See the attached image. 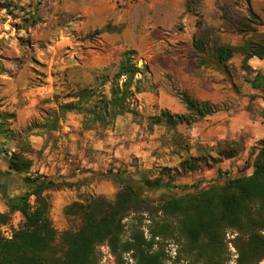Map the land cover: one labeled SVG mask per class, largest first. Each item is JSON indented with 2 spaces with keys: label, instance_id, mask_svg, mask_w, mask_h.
<instances>
[{
  "label": "rangeland",
  "instance_id": "obj_1",
  "mask_svg": "<svg viewBox=\"0 0 264 264\" xmlns=\"http://www.w3.org/2000/svg\"><path fill=\"white\" fill-rule=\"evenodd\" d=\"M172 4L166 0H0V57L10 61L0 64V72L13 73L11 81L0 78V108L9 103L27 110L21 126L16 123L15 110L6 112L14 118L2 121L0 117V127L6 129L0 135V151L8 155L20 152L31 160L25 177L42 176L65 185L43 193L50 203L49 218L58 234L76 230L80 225L78 218L64 214L72 202L91 196L109 201L115 198L123 186L110 175L132 184L148 202L133 208L123 220L125 240L132 226H139L144 237L149 238L152 220L162 219L160 213L153 212L154 202L178 193L192 194L202 186L222 184L226 179L251 173L250 165L261 141L252 140L248 123L259 113L248 83L253 74L240 68L239 54L224 66L216 62L211 48L201 55L192 54L194 33L184 29L186 23L175 21L168 14ZM226 4L232 6L235 21L246 16L244 2L234 6L230 0H217L219 14L216 25L211 26V47L241 45L251 35L246 32L242 37L230 23L221 21L219 8ZM249 5L259 17V22L251 27L257 33L264 32V0H249ZM174 35L181 40L175 42ZM126 50L134 51L137 67H146L138 84L141 92L130 99L135 114L120 115L95 132L82 129V116L74 112H67L54 130L43 127L45 112L55 110L59 102L69 101L66 97L77 90L93 88L106 93ZM200 58L205 64L198 63ZM22 68L20 75L18 70ZM260 75L264 78V74ZM204 89L209 91L210 100L206 101L216 105L217 112L189 125L154 124L156 120L151 117L160 110L186 113L178 92L187 91L203 101L207 98L201 94ZM255 96L263 98L260 94ZM228 147L237 152L224 158ZM189 158H197L200 168L183 171L180 164ZM217 169L221 171L219 178ZM167 182L173 187L190 188L180 191L149 187ZM33 199H29L31 205ZM0 210L7 212L1 197ZM14 219L17 218L13 214L3 225L10 229L11 236L23 221L20 217L13 229ZM0 233L10 239L2 226ZM232 237L228 232L226 241ZM155 241L153 249L160 246L164 252L163 264H186L179 253L182 240ZM96 252L98 264L99 246ZM226 257V264H235L230 243ZM124 262L122 257L121 264Z\"/></svg>",
  "mask_w": 264,
  "mask_h": 264
},
{
  "label": "trees",
  "instance_id": "obj_2",
  "mask_svg": "<svg viewBox=\"0 0 264 264\" xmlns=\"http://www.w3.org/2000/svg\"><path fill=\"white\" fill-rule=\"evenodd\" d=\"M230 1L234 6L244 2L246 16L235 21L232 6L226 4L219 8L221 21L230 23L242 37L246 32L251 35L241 45L211 47L210 37L214 29L205 24L199 10L200 1L184 0V13L195 18L192 54L201 55L211 48L212 56L223 66L235 54H239L242 57L240 68L252 73L247 62L253 57L264 58V32L257 33L250 25L259 22V17L250 7L249 0ZM133 54V50L121 54L117 71L106 93L93 88L77 90L66 97L69 101L59 102L55 110L45 112L43 127L54 130L67 112H74L82 116V129L95 132L104 129L120 115L135 114L130 107V99L141 92L138 84L146 67H137L133 62ZM198 63L203 65L205 61L200 58ZM136 75L140 79H136ZM120 78L123 81L119 82ZM248 83L252 89L264 90V80L259 73ZM178 97L186 113L171 114L167 110H160L157 116L151 117L153 121L156 120L154 124L189 125L218 111L216 105L198 100L187 91L178 92ZM251 98L255 99L256 96L252 95ZM262 100L264 103V97ZM0 117L5 121L14 118V115L1 112ZM260 117L264 123V106ZM3 133H6V129L1 126L0 135ZM256 150L249 175L226 179L222 184L202 186L192 194L178 193L154 202L153 212L160 213L162 219L152 220L148 226V239L139 226H132L128 238L123 239V220L133 208L148 202L140 197L132 184L124 182L121 177L110 175L123 186L113 200L91 196L65 207L64 214L78 218L80 225L76 230L59 234L52 226L50 203L43 193L65 185H57V181L51 178L33 177L25 195L6 202L7 212L0 213V226L7 224L15 213H19L23 219L21 227L14 231L10 239H4L0 233V264H96V248L102 244L108 246L118 264H121L126 253H130L134 264H163L162 248L157 246L153 249L154 244H157L156 238L182 240L179 253L184 256L186 264H226L227 243L235 251V264H264V140L259 142ZM236 152L228 147L224 158H231ZM6 155L10 170L18 174L29 173L31 160L20 152ZM180 168L186 172L193 171L200 168V163L197 158H189L181 162ZM216 172L219 178L221 171L217 169ZM149 187L180 191L190 188L173 187L170 182ZM31 197L34 198L32 205L29 203ZM228 232L233 237L227 242Z\"/></svg>",
  "mask_w": 264,
  "mask_h": 264
},
{
  "label": "crops",
  "instance_id": "obj_3",
  "mask_svg": "<svg viewBox=\"0 0 264 264\" xmlns=\"http://www.w3.org/2000/svg\"><path fill=\"white\" fill-rule=\"evenodd\" d=\"M166 1L174 3V4H172L171 8L167 9L168 14L173 16L175 18V21L179 20L183 23H186L185 24L186 27L184 29L187 30V32H189L191 34L194 33V31H195V28H194L195 18L193 15L184 13V7H183L184 6V0H166ZM199 1H200L201 15L203 17L205 24L207 26L216 25L218 20L215 17L217 14H219L218 9H217L218 7H216L217 6L216 0H199ZM158 25L163 27L164 29H167L165 24H162L159 22ZM117 36H119V35L117 34ZM179 38H181V37H177L174 35L175 42H177L176 40H181ZM183 42H186V41H183ZM241 59H242V57L240 58V61H241ZM24 61H27V59L25 58ZM8 62L10 63V61L7 60L6 58L0 57V64H4V63H8ZM247 65L252 70L253 76L256 73L264 74V58L258 59V58L253 57V58L248 60ZM22 72H24L23 68L18 70V73L20 75L22 74ZM12 75H13V73H11L10 75L7 74V70L0 72V78H2V79L8 78L11 81V80H13ZM14 75H15V73H14ZM263 80H264V78H263ZM208 92L209 91H207L205 89L201 91V94L203 96H207V98L202 99L203 101L210 100V98L208 97V95H209ZM250 94H252V95L260 94L264 97V90H256V89L251 88ZM262 99L263 98L256 96V98L254 100H252V101H254L253 103L258 106V110H259V113L256 115V117H254V119L252 121H248L249 125L251 126L250 129H251V134H252V140H258V141L264 140V123H263L262 118L260 117V111L262 110V108L264 106ZM0 110L3 112H8V111L13 112L15 110L17 125L21 126L25 123L24 115H26V112H27L25 107L14 108V107L10 106L9 103H6V104L4 103L1 106ZM72 115H74V117L78 116L75 114H72ZM118 121H120V119H118ZM76 125H77V123H76ZM34 141L38 142L37 138H34ZM11 174L13 176H15L14 180L17 182L18 178L16 177V174H14V173H11ZM19 178H21V177L19 176ZM13 181H12V183H13ZM18 184H19V182H18ZM13 186L14 185L12 184V187ZM12 189H13L12 190L13 192H16L17 194L20 193V191H18L15 187ZM0 213H2V210H0Z\"/></svg>",
  "mask_w": 264,
  "mask_h": 264
},
{
  "label": "flooded vegetation",
  "instance_id": "obj_4",
  "mask_svg": "<svg viewBox=\"0 0 264 264\" xmlns=\"http://www.w3.org/2000/svg\"><path fill=\"white\" fill-rule=\"evenodd\" d=\"M11 173L16 174L18 178L17 182L14 180L15 176ZM26 175L27 174H18L10 170L8 168L6 152L0 151V197L4 200L5 204L8 201L23 197L29 190L31 187V178L25 177ZM19 176L21 178H19ZM12 184L14 185L13 187ZM14 187L20 191L19 194L12 191Z\"/></svg>",
  "mask_w": 264,
  "mask_h": 264
},
{
  "label": "built area",
  "instance_id": "obj_5",
  "mask_svg": "<svg viewBox=\"0 0 264 264\" xmlns=\"http://www.w3.org/2000/svg\"><path fill=\"white\" fill-rule=\"evenodd\" d=\"M19 215V216H18ZM14 216H16L17 219H14L11 221V227L13 229H16L17 228V224H18V220L20 218V214L19 213H15ZM2 229H5L6 232H8V238H11V233H10V229L7 227V226H2ZM7 235V233H6ZM99 251H100V259H99V262L98 264H118L116 261H115V258L113 257V255L111 254L109 248L107 245L105 244H102L99 246ZM123 259H124V263L123 264H133V261L131 259V256H130V253H126L123 255ZM128 262V263H126Z\"/></svg>",
  "mask_w": 264,
  "mask_h": 264
}]
</instances>
